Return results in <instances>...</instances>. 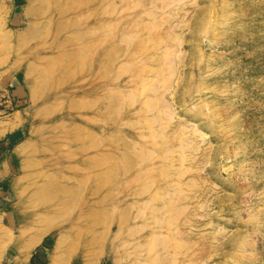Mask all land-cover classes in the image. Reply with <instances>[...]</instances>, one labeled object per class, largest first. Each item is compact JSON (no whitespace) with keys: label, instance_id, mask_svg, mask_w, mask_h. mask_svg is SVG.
<instances>
[{"label":"rangeland","instance_id":"rangeland-1","mask_svg":"<svg viewBox=\"0 0 264 264\" xmlns=\"http://www.w3.org/2000/svg\"><path fill=\"white\" fill-rule=\"evenodd\" d=\"M0 264H264V0H0Z\"/></svg>","mask_w":264,"mask_h":264},{"label":"bare ground","instance_id":"bare-ground-1","mask_svg":"<svg viewBox=\"0 0 264 264\" xmlns=\"http://www.w3.org/2000/svg\"><path fill=\"white\" fill-rule=\"evenodd\" d=\"M167 53H169L168 51H166ZM166 53V54H167ZM165 54V55H166ZM167 56H169V55H166L165 57H164V59L167 57ZM170 61V60H169ZM164 65V64H163ZM152 66V65H151ZM151 66H149L148 68H149V72H147V75L145 76V78H147V79H145L144 81L146 82V84H143L142 85V89L143 90H146V89H148L149 88V86L151 85V83H152V81H153V79H154V77H155V75H156V73L158 72L157 71V69L156 68H153V67H151ZM170 66H172V65H170ZM172 67H174V66H172ZM172 68L171 67H169V65H168V71L172 74V73H174L173 71L174 70H171ZM167 71V72H168ZM170 74V75H171ZM169 75V76H170ZM172 76V75H171ZM128 83H130V82H132V84H134V86L135 87H137L138 89H139V69L130 77V79L127 81ZM165 83V85L167 86L168 85V83H169V80H166V81H164ZM131 84V85H132ZM128 86V85H127ZM150 89V88H149ZM158 90V89H157ZM159 91V90H158ZM137 97H138V95H134V98L135 99H137ZM134 99V100H135ZM163 103H164V105H163ZM163 103H162V105H163V107H162V116H163V119L164 120H168L167 121V123L168 122H170V120L172 121V119L174 118V116H175V113H174V111L171 109V106H170V104L168 103V104H166V101H163ZM138 112H139V109H138ZM18 114V113H17ZM151 119V118H150ZM178 130H181V132L182 133H180V134H178V135H181V137H182V139H181V143L183 142V146H185V141H186V146H190V145H192L191 143H190V141H194L193 140V138H192V136H193V132L195 133V134H197L198 135V132H199V129L198 128H195L194 126H192L191 128H178ZM191 130H193V132L191 131ZM202 135V134H201ZM190 140V141H189ZM167 152H170L169 150L167 151ZM167 152H166V154H167ZM165 153H164V155H166ZM162 156V155H161ZM150 157V156H149ZM152 158V157H151ZM140 159V158H139ZM150 159V158H149ZM158 159V158H157ZM140 160H142L143 162L145 161V159H140ZM170 160H172V159H170V158H168V157H162L160 160L158 159V160H152V163L151 164H148L147 166H143V167H141V169H148V170H151V169H153V168H157L158 166H163V168H165L164 169V175H165V183L164 184H160V182H158L157 183V186H158V188L155 190V191H151L150 189H149V187H147V184H144V188L142 187V189H140L139 190V204L140 203H142V205L144 206V207H148L151 203H152V201L153 200H155V199H158V200H160L161 198H163V196H162V193L164 194V193H168V189L169 188H171V189H173V194H181L182 193V188L181 187H179V186H177L176 185V182H180L181 181V177H182V175L184 174V170H178V171H176V172H174V171H171L170 170V166H172V162L170 161ZM143 162H139V166H141L142 165V163ZM144 164V163H143ZM155 168V169H156ZM147 171V170H146ZM140 173V172H139ZM144 173V172H143ZM142 174V173H141ZM140 176V175H139ZM182 182V181H181ZM144 194H146V196L145 197H141L142 195H144ZM141 195V196H140ZM165 198V197H164ZM141 215V210H139V216ZM169 221H170V218H169V220H168V218L167 219H164V220H162V222L163 223H167V224H169ZM167 228H169V227H167ZM244 241H246V240H243L242 242H244ZM245 244L246 243H244V244H241V245H239V247H245ZM239 249V248H238Z\"/></svg>","mask_w":264,"mask_h":264},{"label":"crops","instance_id":"crops-1","mask_svg":"<svg viewBox=\"0 0 264 264\" xmlns=\"http://www.w3.org/2000/svg\"><path fill=\"white\" fill-rule=\"evenodd\" d=\"M20 89L18 90V93H19Z\"/></svg>","mask_w":264,"mask_h":264}]
</instances>
